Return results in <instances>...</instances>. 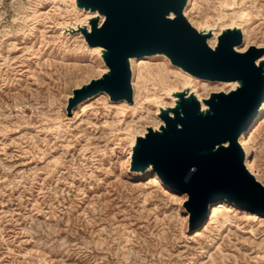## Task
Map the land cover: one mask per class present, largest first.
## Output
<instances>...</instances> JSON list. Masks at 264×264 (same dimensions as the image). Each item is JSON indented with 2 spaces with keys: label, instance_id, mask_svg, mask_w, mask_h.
Masks as SVG:
<instances>
[{
  "label": "rangeland",
  "instance_id": "374dc122",
  "mask_svg": "<svg viewBox=\"0 0 264 264\" xmlns=\"http://www.w3.org/2000/svg\"><path fill=\"white\" fill-rule=\"evenodd\" d=\"M72 6L0 0V264H264V217L227 203V221L215 206L192 227L186 194L130 170L132 142L162 124L171 92L202 99L234 85L154 57L130 67L131 105L98 94L68 110L72 91L106 72L100 49L67 30L92 17ZM183 15L216 28L211 47L234 27L239 52L264 47V0H189ZM247 141L264 184V110Z\"/></svg>",
  "mask_w": 264,
  "mask_h": 264
},
{
  "label": "water",
  "instance_id": "95a60500",
  "mask_svg": "<svg viewBox=\"0 0 264 264\" xmlns=\"http://www.w3.org/2000/svg\"><path fill=\"white\" fill-rule=\"evenodd\" d=\"M187 0H75L79 9L96 13L79 32L89 48H101L106 72L72 91L67 109L98 94L111 102L133 103L130 59L163 55L171 65L202 81L235 82L229 92L199 100L188 88L174 92L173 107L161 108L156 130L147 127L131 149L130 170H151L162 184L187 195L183 207L189 224L199 227L209 205L226 200L264 217V185L244 165L239 144L264 100V47L242 44L239 28L217 36L197 31L183 15ZM101 17L103 18L101 21ZM227 145V146H225Z\"/></svg>",
  "mask_w": 264,
  "mask_h": 264
},
{
  "label": "bare ground",
  "instance_id": "6f19581e",
  "mask_svg": "<svg viewBox=\"0 0 264 264\" xmlns=\"http://www.w3.org/2000/svg\"><path fill=\"white\" fill-rule=\"evenodd\" d=\"M188 2H189V0H187V4H188ZM187 4H186V6H187ZM73 6L76 8V9H78V10H83V9H79V8H77L76 7V5H75V0H73ZM72 6V7H73ZM186 6H185V8H186ZM185 8H184V10H183V13H184V11H185ZM83 11H85V10H83ZM85 12H88V13H90V14H92V17H94V16H96V13H91V12H89V11H85ZM90 19V18H89ZM102 17H101V21H102ZM81 26H86L87 27V29H89V25H88V20H87V24H81V25H77L76 26V28L75 29H73V28H68L67 30L69 31V30H77V28L78 27H81ZM63 29H66V28H63ZM215 29L216 28H214V29H211V28H206V27H204L203 28V30H210L211 32H212V37L209 39V40H212L213 39V37H214V31H215ZM225 28H222L221 30H220V32H219V34L221 33V31L222 30H224ZM66 30V31H67ZM75 34H80L79 32H76ZM218 34V35H219ZM81 35V34H80ZM242 35H243V31H242ZM82 36V35H81ZM83 38V37H82ZM208 40V41H209ZM208 41H207V43H208ZM216 41H217V36H216ZM85 42V41H84ZM216 44V43H215ZM209 45V44H208ZM215 46V45H214ZM214 46L213 47H211V48H214ZM94 48H99V47H94ZM239 48V47H238ZM100 50H99V57H100V55H101V48H99ZM236 50H237V48H236ZM238 51V50H237ZM154 57H164L163 55H160V54H154V55H149V56H140V57H135V58H131L130 59V67H131V65H134V64H141V63H143L144 61H146V60H148L149 58H154ZM167 59V58H166ZM264 58H261V59H259L257 62H256V64H258V62L260 61V60H263ZM168 60V59H167ZM169 61V60H168ZM171 64V63H170ZM173 66V65H172ZM173 67H175V66H173ZM177 68V67H176ZM106 69V68H105ZM179 69V68H178ZM181 70V69H180ZM182 71V70H181ZM183 72V71H182ZM105 73V72H104ZM183 73H185V72H183ZM185 74H187V73H185ZM187 75H189V74H187ZM190 76V75H189ZM190 77H192V76H190ZM192 78H194V77H192ZM196 79V78H195ZM216 83H218V82H216ZM224 83H226V84H233L234 86H233V88H231V90L232 89H235V87L237 86V84L235 83V82H231V83H227V82H224ZM132 84V83H131ZM219 84V83H218ZM185 87H188V86H185ZM184 87V88H185ZM132 90H133V87H132ZM174 92H176V91H173V92H171V96H172V102H173V104H172V106L171 107H173L174 106V104H175V100H176V98L174 97ZM104 94V93H103ZM100 95V94H99ZM106 95V94H105ZM196 95V94H195ZM196 97H197V99L199 100V102H200V104H201V108H202V104L204 105V108H202V109H205L206 108V106H205V104L203 103V99H206V98H202V99H200L197 95H196ZM110 101V100H109ZM111 102V101H110ZM119 102H122V101H119ZM125 102V101H124ZM113 103H116V102H113ZM129 105H131V104H129ZM87 106H85L84 108H86ZM166 107H169V106H165V107H159V109H158V113H159V110L161 109V108H166ZM83 108V109H84ZM264 110V100L262 101V103L260 104V106H259V110H258V113H257V115H256V117L254 118V120L252 121V125L255 123V121H256V119H257V117L262 113V111ZM158 113H157V115H158ZM162 125V124H161ZM160 126V125H159ZM158 128V127H157ZM157 128H153V129H157ZM145 133H146V131H145ZM144 133V134H145ZM143 134V135H144ZM143 135H141V136H143ZM138 137V136H137ZM136 137V138H137ZM136 138H135V140H136ZM135 140L132 142V146L134 145V142H135ZM238 141H239V144H240V146L242 147V149H243V151H244V165H245V167H246V169L248 170V171H250L255 177L257 176V174L256 173H254V169H253V165L251 164V162H250V148H249V146H248V141H247V134H246V132H242L241 134H240V136H239V139H238ZM132 146H131V149H132ZM225 146H227V145H225ZM130 156H131V153H130V155H128V157L130 158ZM154 174V173H153ZM152 176V182L154 183V184H162V182H161V180H160V178L157 176V175H151ZM264 185V184H263ZM227 203H230V202H228V201H226V200H220V201H217L215 204L214 203H211L210 205H209V209H210V211H211V209L213 208V207H215V206H218L217 208H216V212H215V215L216 216H219V217H221L224 221H227V216H226V214H225V205H227ZM232 204V203H231Z\"/></svg>",
  "mask_w": 264,
  "mask_h": 264
}]
</instances>
